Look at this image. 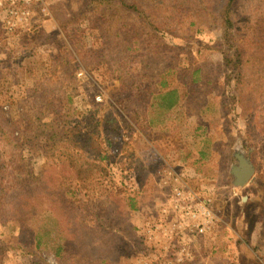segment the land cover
<instances>
[{
	"label": "rangeland",
	"instance_id": "1",
	"mask_svg": "<svg viewBox=\"0 0 264 264\" xmlns=\"http://www.w3.org/2000/svg\"><path fill=\"white\" fill-rule=\"evenodd\" d=\"M123 3H137L144 16ZM226 6V0H0V240L9 248L0 264H27L39 256L48 264H138L153 256L132 226L163 200L155 181L160 154L195 168L190 186L209 189L220 219L204 239L206 251L198 245L186 264H254L246 258L250 252L264 264V113L255 122L246 112L232 117L234 129L226 136L215 99L208 97L213 103L205 110L186 115L175 92L177 104L166 108L175 80L157 75L156 67L170 57L147 42L137 51L123 48L129 41H156L154 33L145 39L143 31L158 25L183 45L174 56L176 63L184 57L183 65L188 51L199 56L203 44L224 42ZM230 11L232 40L247 60L243 110L263 109L264 0H236ZM159 77L168 80L166 88L158 87ZM82 96L106 108L90 117ZM46 99L56 104L39 125L35 108ZM81 114L101 131L96 149L105 158L93 164L105 169L111 189L94 180L70 181L74 169L56 160L54 149L43 150L50 145L45 131H57L66 119L68 129L76 127ZM34 127L39 136L29 130ZM238 150L254 168L243 186L234 185L230 173ZM77 157L88 168L86 156ZM131 197L137 209L127 216ZM100 208L109 210L103 219L107 233L86 218V209ZM35 231L39 249L31 244Z\"/></svg>",
	"mask_w": 264,
	"mask_h": 264
},
{
	"label": "trees",
	"instance_id": "2",
	"mask_svg": "<svg viewBox=\"0 0 264 264\" xmlns=\"http://www.w3.org/2000/svg\"><path fill=\"white\" fill-rule=\"evenodd\" d=\"M236 0H226L227 6L224 13V42L223 43H207L203 44L198 53L199 56L204 54L201 59L199 56L193 55V51H188L186 55V60L182 65L181 61L178 60L176 63L175 56V49L180 47V50H183V45L176 44V41H173L174 35L173 32L167 30H161V27L157 25V28L154 27L152 29H145L143 31L144 38L148 39L149 36H154L157 38L156 41H129V44L123 46L124 49H129L132 51H137L140 47L139 44L143 42H147V46L155 47L157 46L159 49V53L163 56H167L170 58H165L161 65L157 66L158 71L157 75L162 76L164 74L171 75L175 80V85H173L172 89L168 91L167 98V106L172 107L178 97L182 106L185 108L186 115H194L198 114L199 112L205 110V106L213 101H208L209 98L216 100V106L218 111L220 112L221 116L223 117L224 126H223V133L227 136L228 132L233 131L234 127H232V117L235 119H241L242 115L241 112L248 113V116L252 118L255 122V116L260 115L262 112L264 113V108L259 106L258 109L256 107L251 109L250 111L243 110V99L242 96L243 89L242 84L246 83L245 74L243 72L245 68V64H247V60L245 59L243 53L239 49V47L233 42V35L232 28L234 27L233 22L230 17V9L233 5V2ZM92 2H96V0H92ZM124 6L134 10L137 14L144 16V11L139 10L137 3H123ZM172 38V40L170 38ZM131 42V44H130ZM122 46V45H121ZM197 52V50H196ZM186 53V52H185ZM247 66V65H246ZM159 86L166 88L169 85L167 79H162L159 77ZM249 90V88H248ZM36 91V90H34ZM33 91V92H34ZM251 91V90H250ZM155 91H151L150 93H154ZM175 92L177 93V98L175 97ZM36 94V93H34ZM253 94V93H252ZM38 95V94H37ZM72 97L79 96V93L75 95H70ZM209 97V98H208ZM45 99V98H44ZM78 99H74L77 101ZM82 106H86L87 112H89L90 117L91 115H95V112L101 109H105L106 105L103 103H96L95 101L87 103V99L82 96L80 98ZM175 100V101H174ZM72 101V102H74ZM56 101L55 99L46 101L41 104V109L36 107L35 110L38 112V119L39 125L43 124V114L49 113V111H53L55 107ZM79 105V107L81 106ZM204 106V107H203ZM47 107V108H45ZM45 108V109H43ZM48 109V110H46ZM23 110V109H22ZM85 115L81 114V119L79 117V122H75L76 127L71 129L67 128L68 119H66L61 125H58L57 131H53L49 134H46L44 139L47 140L50 145H47L44 151H49L50 149L55 150V159L60 160L65 166L69 167L71 170L74 169V176L70 177V181L76 180L74 182L79 181H86V180H94L95 186L110 188L109 185L113 183L110 181V178L106 176V171L103 167L94 165L93 162L102 161L105 157L100 155L97 151V142L98 136L100 134L99 130H97V125L94 123L85 122L84 119ZM104 119V118H103ZM16 123L22 126L20 119H18ZM247 122V120H245ZM82 123V126H79ZM257 123V122H256ZM79 124V125H78ZM53 125V124H50ZM246 123H244V126ZM52 128V127H50ZM49 128V129H50ZM33 135L39 136L38 129L34 127L33 129L29 128ZM238 130V127H237ZM245 130H250V126L246 125ZM59 134L60 136H57ZM252 149L254 148L253 144L250 143ZM27 147H31L28 146ZM247 148V147H246ZM50 152V151H49ZM252 153V151H251ZM22 155H20L21 157ZM86 156L84 162L89 163L88 168L82 169L83 163L77 162L78 157ZM117 169V168H116ZM81 171L86 172V177L82 176ZM119 169H117V172ZM209 172V170H207ZM95 175L98 176V179L95 180ZM106 179V182H105ZM16 180H20V178H16ZM108 182V183H107ZM77 186V183L74 184ZM249 186V185H248ZM250 186H254V183L251 182ZM132 190V189H131ZM130 190V191H131ZM129 191V192H130ZM2 190L0 189V197H1ZM137 194V193H136ZM90 197V195H89ZM106 201L109 202V194H107ZM3 203L2 199H0V205ZM92 204L90 203V206ZM106 207H109V204H105ZM122 206V205H121ZM75 207V206H74ZM124 208V207H123ZM125 209V214L130 216L137 208H135V200L131 197L128 199V209ZM85 214L84 212H82ZM86 218L91 223L93 228L99 229L100 231L104 232L108 229V224L104 222L103 219L106 220L109 215V210H104L102 208L92 212V210L86 209ZM259 224V223H258ZM134 226V225H133ZM132 229L136 231L135 226ZM59 231H57L56 236L58 235ZM31 239L33 244V248L39 249L41 246V237L37 231L31 234ZM17 250L22 252H26L22 249L20 245H17ZM260 245H258V249ZM9 248H7L0 240V260L2 259L5 252H8ZM131 251H133L131 249ZM137 252V251H135ZM247 260L251 258V262L254 264H259L257 259L254 258L252 253L250 252L246 256ZM27 264H48L45 259L42 257H38L37 261H31Z\"/></svg>",
	"mask_w": 264,
	"mask_h": 264
},
{
	"label": "built area",
	"instance_id": "3",
	"mask_svg": "<svg viewBox=\"0 0 264 264\" xmlns=\"http://www.w3.org/2000/svg\"><path fill=\"white\" fill-rule=\"evenodd\" d=\"M22 1L29 4L31 0ZM21 14L25 16L29 10ZM192 173L189 168L169 164L157 169L155 181L164 190L163 200L134 223L136 233L154 254L140 259L138 264H186L192 262L198 245L206 251L204 239L209 238L220 219L212 206L209 189L190 186ZM124 175L126 180L131 179L126 172Z\"/></svg>",
	"mask_w": 264,
	"mask_h": 264
},
{
	"label": "water",
	"instance_id": "4",
	"mask_svg": "<svg viewBox=\"0 0 264 264\" xmlns=\"http://www.w3.org/2000/svg\"><path fill=\"white\" fill-rule=\"evenodd\" d=\"M235 157L238 162L236 165H232L230 169V173L233 176V184L243 186L252 175L254 168L249 158L244 156L239 150L236 152Z\"/></svg>",
	"mask_w": 264,
	"mask_h": 264
},
{
	"label": "crops",
	"instance_id": "5",
	"mask_svg": "<svg viewBox=\"0 0 264 264\" xmlns=\"http://www.w3.org/2000/svg\"><path fill=\"white\" fill-rule=\"evenodd\" d=\"M175 104H177V103H175ZM181 104V103H180ZM159 159L161 160V161H163L162 162V165H165V164H169V165H173V166H176V167H181V166H184V164L183 163H185V162H183V161H181L180 163L179 162H172V161H170V160H167V159H165V157L164 156H162V154H160V156H159ZM188 168H189V166H187ZM193 169H195V168H193ZM192 169V170H193ZM193 172L194 173H196L194 170H193ZM191 182H193V180H190Z\"/></svg>",
	"mask_w": 264,
	"mask_h": 264
}]
</instances>
